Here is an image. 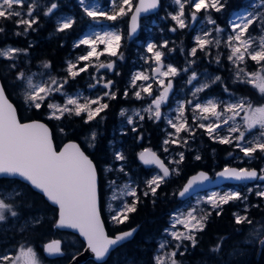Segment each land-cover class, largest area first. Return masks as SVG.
<instances>
[{"label":"snow or ice","instance_id":"1","mask_svg":"<svg viewBox=\"0 0 264 264\" xmlns=\"http://www.w3.org/2000/svg\"><path fill=\"white\" fill-rule=\"evenodd\" d=\"M77 5L83 13L79 20L88 18L89 30L73 41V52L82 46L84 51L65 61L62 75L54 73L48 60L40 61L35 72L21 66L31 64L33 42L23 48L0 47V62H7L0 66V180L19 185L12 189L0 188V232L10 228L23 232L42 223V218H25L20 211L18 198L30 188L56 207L54 227L74 230L86 242L85 250L93 254L94 264H108L112 253L129 243L138 227L113 236L106 233L97 165L76 142L69 141L57 150L54 133L45 121L59 122L58 131L66 135L64 122L80 118L83 124L92 125L84 138L89 147L95 148L100 135L96 129L106 119L102 114L109 109L110 101L122 96L123 99L145 102L140 108L131 111L124 108L119 113L125 118L129 130L137 134L136 142L144 139L140 129L146 119L154 124H166L165 138L161 143L163 153L168 154L166 161L151 149L137 154L142 165L154 169L150 177L133 179L128 168L129 157L123 149L115 148L114 141H109L113 149L112 164L104 171L121 173L127 178L122 187L117 184L118 177L107 182L110 190L108 219L117 226L127 223L144 199L151 198L155 204L162 186L181 175L180 166L185 163L187 151L195 152L194 160H202L199 152L192 149L198 135L206 134L214 143L229 145L232 148L229 157L241 163L258 159L257 153L264 156V104L256 106L247 97L236 95L221 75L209 72L208 68L203 72L197 70L201 60L208 65L215 63L218 69L225 67L226 60L232 84L251 85L264 97V0H252L254 11L232 14L226 27L218 23L213 13L224 12L227 0H170L172 10H166L165 16L161 17L172 21L169 32H182L190 27V23L195 25L200 21L193 46L186 49L183 41L176 45L175 41L163 38L159 43L148 42L146 54L139 56L147 67L131 71L122 91L107 75H121L117 62L125 59L121 51L125 35L119 22L129 17L127 39L130 40L139 29L141 14L164 7L162 0H138L137 3L134 0H108L107 8L102 7L100 0H77ZM61 7V0H0V37L8 34L4 22H11L14 25L11 34L27 39L31 33L39 31L42 18L54 21L55 33L68 34L78 23V18L74 13L62 12ZM254 24L257 25L255 33L249 31ZM170 43L174 46L169 47ZM177 48L184 58L182 66L173 62ZM104 56L115 59L101 61ZM249 62L256 66L255 70H249ZM90 68L95 71L89 73ZM102 69L107 71L101 72ZM82 73H89L87 88L96 90V95L71 90L72 82ZM9 76L11 86L20 90L25 109L40 114L44 120L21 122L17 107L9 102L6 95ZM178 77L181 78L179 92L183 94L180 98H176L174 91V81ZM215 86H220L228 98L212 95L211 90ZM165 106L166 111L162 110ZM181 133L185 135L181 136ZM121 135H127V132L121 129ZM170 145L182 150L173 153ZM237 151L242 156L236 155ZM216 178L247 186L250 181H264V167L257 171L255 168L226 165L216 173ZM206 183H212V179L200 171L188 179L179 196L185 198L194 187L205 186ZM255 187L259 189L255 195L264 199V186ZM253 190V187H248L247 193L252 194ZM247 200L248 195L238 187L223 190L217 185L205 197H198L195 207L177 210L170 216L169 227L164 229L158 241L154 264H182L176 259L177 254L186 255L189 244L193 250L197 247L198 233L205 230L211 215L210 211L205 212L200 207L201 204L215 210L240 201L245 208L243 213L233 214L235 224L253 225L254 221L248 215ZM248 236L243 243L264 250V224L250 228ZM227 239V236L218 239L217 244L210 248L216 259H223L222 249ZM170 245L171 251L165 252ZM45 252L49 256L65 255L59 241L47 244ZM76 256L73 253L72 259L75 260ZM0 264H42V261L34 248L20 245L13 251L0 252ZM114 264H120L119 258ZM124 264H135V261L124 258Z\"/></svg>","mask_w":264,"mask_h":264},{"label":"trees","instance_id":"2","mask_svg":"<svg viewBox=\"0 0 264 264\" xmlns=\"http://www.w3.org/2000/svg\"><path fill=\"white\" fill-rule=\"evenodd\" d=\"M136 3V0H134ZM164 7L160 8L157 13L146 17L148 21L141 19V32L135 41L127 39L128 32V17H125L121 30L125 35V39L122 40L121 51L124 54V61L117 62L118 70L121 75L116 76L113 73H107L108 77L115 80L121 91L123 90L126 81L130 77L131 71L137 68L139 62V56L145 53L140 42H146L150 39L151 42L159 43L160 40L169 39L175 41L176 45H179L183 41L186 49L191 48L194 44L195 29L186 28L178 31L177 33H171L168 28L172 25V21L163 20L161 17L165 16L166 10L171 11L170 0H162ZM252 3V0H227V7L222 13H213L218 18V23L222 26H227V20L229 16L237 10L248 7ZM61 11L74 13L78 18V23L74 25L73 29L68 34L55 33L54 21L44 20L39 31L31 33L27 39L17 38L11 33L13 31V23L4 22L7 26V36L0 37V47L7 43H12V46L27 47L29 42H33L35 47L31 50V64L21 65L26 70L38 69L40 61L48 60L53 65L54 73L63 74L61 71L62 65L65 61L74 56V53L70 49V44L86 31L89 20H79V17L83 15L77 9L69 8L72 3H67L66 0H61ZM76 8V5H75ZM202 16V13L200 14ZM190 23V21H189ZM255 25V24H254ZM163 29V31H161ZM29 41V42H28ZM61 44L64 46L61 47ZM172 43L169 47H173ZM215 52V49L213 50ZM167 52V49H165ZM69 56V57H68ZM23 60L24 58L21 57ZM115 59V58H112ZM178 66H182L184 58L181 56L179 48L174 53V61ZM6 61L0 62L2 66ZM225 67L218 69L214 63L208 65L205 61L201 60L197 70L209 68L213 72L221 75L227 82L228 87L236 92V95L247 97L252 103L261 105L264 103V97L251 85L232 84L229 79L230 72L227 68V61H224ZM106 72V71H102ZM7 75V74H5ZM86 74H81L77 77L76 81L72 82L71 90L75 88H84ZM86 79V80H85ZM11 77L9 76L6 83L7 87L6 95L9 100L17 107L18 117L21 122L41 119L44 117L40 114L26 110L23 106V100L20 95L18 87L11 86ZM212 95H219L223 98L227 97L220 86H215L214 90H211ZM57 99H60L57 97ZM110 107L106 113V119L102 121L99 127L96 129L99 132V139L95 148L86 146L84 137L88 130L92 128V125H85L80 118H74L72 121H65L64 126L67 134H61L57 129L56 121H45L50 129L54 133V144L57 150H59L66 142L76 141L80 144L82 149L90 156L93 162L97 165L98 176L100 183V190L102 193V201L104 204L103 220L105 221L106 230L109 236L115 235V233L129 230L134 227H138V231L135 233L134 238L124 245V247L118 249L117 252L112 253L108 260V264H114L119 258L120 264H124V258L129 261H135V264H154L153 256L157 253L158 241L162 238V234L165 228L169 227L170 216L181 206L179 200H177V192L184 185L188 177L200 170L210 172L209 167L216 164L217 169L221 170L226 165L232 167H248L255 168L259 171L264 167V156H260L257 153L258 159L251 163L245 161L244 163L239 160L229 157L228 153L232 151L229 145H221L214 143L208 139L207 135H198L196 141L192 144V149L198 151L202 156V160L196 161L193 159L194 151L186 152V160L181 165V175L172 178L167 184L163 185L158 191L155 204L152 203L151 198L144 199V202L138 206L136 213L132 214L129 221L122 225L110 226V222L107 219L105 209V197L107 196L109 189H107V181L113 179L115 172H105L104 169L112 164V147L109 141L115 142V148L117 150L123 149L125 154L129 157L128 168L131 170L132 177L134 179H142L149 177L152 174L151 170L144 169L140 161L137 159V154L144 148H152L156 150L163 138L160 124H154L147 119L142 122L143 127L140 131L144 135V139L136 142L134 139L136 133L129 130V127L125 125L124 118L119 115L123 108L140 107L144 101H137L134 99H123L122 96H118L116 100L109 102ZM95 123V122H93ZM121 129L127 132V135H121ZM201 132L203 130H200ZM185 133H181L184 136ZM121 141V142H120ZM178 149V148H177ZM182 150V149H179ZM242 156V154L240 155ZM119 163V162H117ZM19 185H14L9 180H0V188L12 189ZM175 193V195H173ZM20 204V211L25 218L39 217L42 218V223L34 229H27L21 233L16 229H9L6 232H0V240L7 244H19L23 243L24 246H32L39 254L42 264H67L72 258L73 253H79L84 248L83 241L75 234L69 232H63L54 227V221L57 216V209L48 203V201L37 192L32 191L30 188L26 189L25 194L18 198ZM9 203H14L9 201ZM247 205L249 206L248 215L253 219L254 224L248 225L247 223L237 225L234 222V213H243L245 204L240 201L230 202L223 205L220 209L210 211L211 215L208 216L206 221V227L203 232L198 233V245L193 250L189 242L185 241V244H189L188 252L184 256L177 254L176 259L181 261L182 264H264V250L259 246L246 245L243 243L245 235L250 228L260 224L264 221V199L248 197ZM254 205H259L255 207ZM220 212V215H217ZM11 231V232H10ZM229 237L224 241L222 249L223 259H216L210 253V248L217 244L218 239L223 237ZM52 239H60L62 242V248L65 255L61 258L54 260L47 259L42 248L44 244ZM181 251H184L182 248ZM85 264H94L93 261H88Z\"/></svg>","mask_w":264,"mask_h":264},{"label":"rangeland","instance_id":"3","mask_svg":"<svg viewBox=\"0 0 264 264\" xmlns=\"http://www.w3.org/2000/svg\"><path fill=\"white\" fill-rule=\"evenodd\" d=\"M67 1V0H66ZM68 1H72V2H75V5L78 7V9H80L79 8V6L77 5V0H68ZM100 3H101V5H102V7L104 6V5H107L108 6V0H100ZM107 6H105V8H107ZM71 8V7H70ZM80 11H81V9H80ZM244 11H254V9L251 7V4L248 6V7H245V8H242V9H240V10H237V11H234L232 14H234V13H241V12H244ZM82 12V11H81ZM231 14V15H232ZM230 15V16H231ZM202 16H203V14H202ZM229 16V17H230ZM85 19H88V18H86L85 17ZM125 19V18H124ZM124 19L123 20H121L120 22H119V27L121 28V25H122V23H123V21H124ZM148 19L149 18H145L144 19V21H148ZM229 19V18H228ZM228 21V20H227ZM199 23H200V21L198 20L197 22H196V24L195 25H193V27H192V29H195V34H196V32H197V30H198V26H199ZM105 24H107V22H105ZM141 25H143V24H141ZM190 25H191V23H190ZM191 27V26H190ZM89 30V24H88V27H87V29H86V32ZM256 30H257V25H253L250 29H249V31L250 32H256ZM195 34H194V36H195ZM81 37V36H80ZM79 37V38H80ZM78 39V38H77ZM76 39V40H77ZM75 41V40H74ZM148 42H151L150 41V39H148L146 42H140L139 44L140 45H142V47H143V49H144V51H145V46H146V44L148 43ZM72 44H73V42H71V44H70V49L73 51V49H72ZM101 48H102V46H101ZM76 50V52L74 53V56L72 57L73 59H74V57H75V55L76 54H79V53H81V52H83L84 51V49H83V46L81 47V48H79V49H75ZM146 53H144L143 55H145ZM110 59H112V58H109V57H107V56H104V57H101V61H105V62H107L108 60H110ZM215 64V63H214ZM249 64H250V68H249V70H255V65L254 64H251V62H249ZM138 66H137V68H139V67H141V66H143V67H147V65H143V61H141V60H139V62H138V64H137ZM216 65V64H215ZM137 68H135V69H137ZM92 69V70H91ZM134 69V70H135ZM89 73H91V72H94L95 71V69L94 68H90L89 69ZM102 71H107V70H104V69H102L101 70V72ZM198 71H200V72H203V69H201V70H198ZM209 72H211V73H213V74H217V73H215V72H213L212 70H208ZM83 74V73H82ZM178 78H180V77H178ZM177 78V79H178ZM185 79H186V77H185ZM90 82V77H89V80L87 81V83H86V90H83V89H81L80 91L81 92H83L85 95H89V96H94V95H96V90H90V89H88L87 88V85H88V83ZM180 83H181V78H180ZM180 88V87H179ZM179 88H176V91H175V96H176V98H180V97H182V93L181 92H179ZM258 91V90H257ZM223 98V97H222ZM228 97H225V98H223V99H227ZM254 104V103H253ZM262 104H264V103H262ZM254 105H256V106H259V104H254ZM137 108H140V107H137ZM124 109V108H123ZM127 109H129L130 111L132 110V109H136V107H133V108H127ZM166 111V110H165ZM124 121H125V118L123 119ZM162 128H161V130H162V132H165L164 131V129L166 128V124L164 123V122H162ZM125 125H126V123H125ZM169 131H171V129H168ZM165 138V135H163V138H162V140H161V143H162V141H163V139ZM171 146H174V145H171ZM147 149H151L152 150V148H147ZM155 152H157V154H158V152H159V150H154ZM140 152V151H139ZM138 152V153H139ZM173 153H175V152H173ZM242 154V153H241ZM240 162V161H239ZM154 171V170H153ZM153 171H152V174H153ZM151 174V175H152ZM115 176L116 177H114V178H117L118 177V180H117V184H118V186L119 187H122L123 186V184L126 182V180H127V178L126 177H124L123 176V174H121V173H117V172H115ZM150 177V176H149ZM133 178V177H132ZM134 179V178H133ZM108 182V181H107ZM256 185H261V186H264V181H259V184H256V183H253V184H247V186H245V187H243L242 189H240L241 187H238L243 193H245L246 195H248V197H250V196H253V198H259V197H257L256 195H255V191H257V190H259L258 188H256L255 186ZM248 187H253V193L252 194H248L247 193V188ZM226 188V187H225ZM232 188H235V187H232ZM107 189H109L108 188V184H107ZM221 189H223V188H221ZM229 189V188H228ZM223 190H227V189H223ZM207 193H208V191L207 192H204V193H202V194H198V195H196L195 197H193V198H191V199H189V200H187L181 207H179V209H177V210H186V209H188L190 206H192V207H195L196 206V204H197V198L198 197H205L206 195H207ZM108 195H110V190H109V192H108V194H107V196L105 197V211L107 212V214H108V211H107V200H108ZM129 199H131V198H129ZM200 207L201 208H203L204 210H205V212H208V211H212V209L210 208V206L209 205H207V204H201L200 205ZM176 210V211H177ZM175 211V212H176ZM175 212H173V213H175ZM172 213V214H173ZM171 214V215H172ZM109 215V214H108ZM9 223L11 224V222L9 221ZM169 223H170V220H169ZM260 224H264V221H262ZM260 224H258V225H260ZM257 225H255L254 227H256ZM253 227V228H254ZM177 228L178 229H180V230H183L182 229V226H180V225H177ZM11 229H16V228H11ZM248 233H249V231L247 232V234L245 235V239L244 240H246V239H248L249 238V236H248ZM170 239V238H169ZM175 242L173 241L172 242V244H174ZM20 245H23V243H20L19 242V244H11V246H10V244H7L6 242H3L2 240H0V252H2V251H5V250H7V251H13V250H15V249H17ZM25 247H32V246H25ZM33 248V247H32ZM35 250V249H34ZM36 251V250H35ZM165 252H168V251H171V245L169 246V248L168 249H165L164 250ZM36 253H37V255H38V257H39V259H40V256H39V254H38V252L36 251ZM156 254V253H155ZM161 255H163L164 253H160Z\"/></svg>","mask_w":264,"mask_h":264},{"label":"water","instance_id":"4","mask_svg":"<svg viewBox=\"0 0 264 264\" xmlns=\"http://www.w3.org/2000/svg\"><path fill=\"white\" fill-rule=\"evenodd\" d=\"M137 2H138V0H137ZM136 2V3H137ZM159 10V9H158ZM158 10H156V11H151V12H148V13H142L141 14V17H140V21H139V29H138V31H137V33L130 39V41H132L134 38H137L138 36H139V34H140V31H141V19L142 18H145V17H149V16H151V15H153V14H155V13H157V11ZM131 15V14H130ZM129 15V16H130ZM129 23H130V21H129V17H128V23H127V26H128V31H129ZM8 98V97H7ZM9 99V98H8ZM9 102L10 103H12L10 100H9ZM14 105V104H13ZM15 106V105H14ZM50 128V127H49ZM69 142V141H68ZM68 142H66V143H68ZM73 142H76V141H73ZM65 143V144H66ZM76 143H78V142H76ZM79 144V143H78ZM54 146H55V144H54ZM63 147V146H62ZM61 147V148H62ZM60 148V149H61ZM144 166V165H143ZM148 167V166H147ZM222 170V169H221ZM220 170V171H221ZM258 171V170H257ZM200 172V171H199ZM199 172H197V173H199ZM204 172H206V171H204ZM196 173V174H197ZM207 173V172H206ZM196 174H193V175H191L189 178H191L192 176H194V175H196ZM210 177H211V179H212V183H206V185L205 186H198V187H194V189L193 190H191L190 191V193L185 197V198H181L180 196H179V191L180 190H182L183 189V187H184V185L187 183V181H188V179L186 180V182L184 183V185L182 186V188L177 192V199L178 200H180V201H185V200H187V199H189V198H191V197H193L194 195H196V194H198V193H203V192H207V191H209V190H212V189H215L216 187H217V185H219L220 186V188L222 187V186H224V185H226V184H229V183H233V184H236V185H238V183H236V182H234V181H224V180H218L217 178H216V174H215V176L214 177H212L209 173H207ZM257 181V180H256ZM256 181H250V182H248L247 184H253V183H255ZM46 199V198H45ZM48 203L50 204V205H52L49 201H48ZM52 206H54V205H52ZM55 207V206H54ZM58 230H60V231H63V232H69V233H72V234H75V235H77L82 241H83V243H84V248L79 252V253H77V256H76V259L75 260H73L72 258H71V260H70V262L68 263V264H85L86 262H88V261H94V257H93V254L90 252V251H86L85 249H86V242L83 240V238L82 237H80L79 236V234L78 233H76L74 230H69V229H58ZM105 230H106V228H105ZM106 233H107V231H106ZM56 241H59L60 242V247H61V250H62V243H61V241L59 240V239H52V240H50V241H48L44 246H43V253H44V255H45V257L46 258H48V259H56V258H60L61 256H49L46 252H45V246L47 245V244H49V243H54V242H56ZM63 251V250H62Z\"/></svg>","mask_w":264,"mask_h":264},{"label":"bare ground","instance_id":"5","mask_svg":"<svg viewBox=\"0 0 264 264\" xmlns=\"http://www.w3.org/2000/svg\"><path fill=\"white\" fill-rule=\"evenodd\" d=\"M136 2H137V0H136ZM67 3H72L73 5L72 6H70L72 9H77V12L79 11L80 12V9H78V7L76 6V8H75V2H72V1H68L67 0ZM105 6H107V5H104L103 7H105ZM69 7V8H70ZM64 13H70V12H67V11H65ZM146 18V17H145ZM143 19V18H142ZM141 32V31H140ZM138 38V37H137ZM137 38H134L132 41H135ZM29 42V41H28ZM6 45H10V46H12L13 44L12 43H7ZM1 47H3V46H1ZM69 57V56H68ZM223 69V68H222ZM92 70V69H91ZM204 70V69H203ZM208 70H210V67L208 68ZM35 71H37V69H34L32 72H35ZM90 72V71H89ZM83 74H86V79H87V81L89 80V73H83ZM85 79V80H86ZM87 81L85 82V87L84 88H75V89H73L72 91H75V90H81V89H83V90H86V83H87ZM145 104V102L142 104V106ZM142 106H140V107H142ZM39 120H41V119H39ZM25 122H28V121H25ZM165 133V132H164ZM85 141V138H84V140H83V142ZM121 142V141H120ZM86 143V142H85ZM194 145V144H193ZM86 146H88V144L86 143ZM89 147V146H88ZM90 148H92V147H90ZM144 149H147V147L146 148H144ZM143 149V150H144ZM152 151H154V149H152ZM85 153H86V151H85ZM87 154V153H86ZM88 155V154H87ZM159 155V154H158ZM229 156V155H228ZM90 157V156H89ZM141 163V162H140ZM142 165V164H141ZM143 166V165H142ZM144 167V169H148V170H151V171H153L154 169L153 168H150V167H147V166H143ZM200 171H202V170H200ZM199 172V171H198ZM197 173V172H196ZM196 173H194V174H196ZM193 175V174H192ZM151 176V175H150ZM191 176V175H190ZM189 176V177H190ZM99 177V176H98ZM188 177V178H189ZM186 182V181H185ZM235 186H241L240 184H238V185H236V184H233V183H229V184H226V185H224V186H222L221 188H223V189H228V188H232V187H235ZM226 187V188H225ZM243 187H245L244 185H242L241 186V188L240 189H242ZM182 188V187H181ZM204 193V192H203ZM198 194H202V193H198ZM198 194H196V195H198ZM196 195H194L193 197H195ZM193 197H191V198H193ZM191 198H189V199H191ZM189 199H187V200H189ZM178 200V199H177ZM187 200H185V201H180V203H181V206L187 201ZM180 206V207H181ZM54 207V206H53ZM106 215H107V219H108V214L106 213ZM102 219H103V217H102ZM109 220V219H108ZM11 222V221H10ZM105 228H106V226H105ZM14 230V229H13ZM107 231V230H106ZM125 231H127V230H125ZM11 232V231H10ZM21 233H23V232H21ZM108 234V233H107ZM116 234V233H115ZM134 236H135V234H134ZM133 239V238H132ZM131 239V240H132ZM60 240V239H59ZM61 241V240H60ZM62 243V242H61ZM62 250H63V248H62ZM63 252H64V250H63ZM61 258V257H60ZM48 259V258H47ZM57 259V258H56ZM50 260H54V259H50ZM71 260V259H70ZM70 260L67 262V264L70 262ZM94 262V261H93Z\"/></svg>","mask_w":264,"mask_h":264},{"label":"flooded vegetation","instance_id":"6","mask_svg":"<svg viewBox=\"0 0 264 264\" xmlns=\"http://www.w3.org/2000/svg\"><path fill=\"white\" fill-rule=\"evenodd\" d=\"M180 86H181L180 78H178V79H176V80L174 81V91H176V88H179ZM162 110H164V111L167 110V106H165ZM159 124H160V126H161V128H162V125H163L162 122H160ZM162 134L165 135L164 132H162ZM170 148L172 149V152L180 151V150L177 149L175 146H171V145H170ZM157 150H159V152H158L159 156H160L162 159H165V161H166V157L168 156V154L163 153V151H162V149H161V143H160V145L158 146ZM236 155H241V153H239V152L237 151ZM209 169H210L209 174H210L212 177H214L215 174H216L217 172L220 171V170L217 169V165H216V164L211 165V166L209 167ZM174 178H175V177H174ZM256 184H259V180H257ZM241 186H242V185H241ZM241 186H235V187H241ZM244 186H245V185H244ZM109 222H110V220H109ZM9 224H10V223H9ZM110 226H114V224H113L112 222H110Z\"/></svg>","mask_w":264,"mask_h":264}]
</instances>
